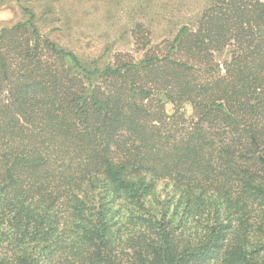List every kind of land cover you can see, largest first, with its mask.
Masks as SVG:
<instances>
[{
  "label": "trees",
  "instance_id": "trees-1",
  "mask_svg": "<svg viewBox=\"0 0 264 264\" xmlns=\"http://www.w3.org/2000/svg\"><path fill=\"white\" fill-rule=\"evenodd\" d=\"M21 9L0 28V264H264V0H209L154 45L136 25L142 55L108 61Z\"/></svg>",
  "mask_w": 264,
  "mask_h": 264
},
{
  "label": "rangeland",
  "instance_id": "rangeland-1",
  "mask_svg": "<svg viewBox=\"0 0 264 264\" xmlns=\"http://www.w3.org/2000/svg\"><path fill=\"white\" fill-rule=\"evenodd\" d=\"M209 0H0V28L24 21L21 7L34 10L38 30L84 59L101 55L110 47L103 60L117 51L138 58L131 31L139 25L150 45L173 37L183 24L194 27L200 11ZM147 30L150 33L147 34ZM145 41V40H144ZM167 111L172 106L166 103ZM183 112L191 115L189 103Z\"/></svg>",
  "mask_w": 264,
  "mask_h": 264
}]
</instances>
